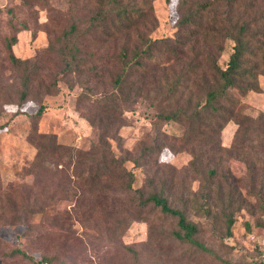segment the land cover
<instances>
[{"label":"trees","instance_id":"obj_1","mask_svg":"<svg viewBox=\"0 0 264 264\" xmlns=\"http://www.w3.org/2000/svg\"><path fill=\"white\" fill-rule=\"evenodd\" d=\"M178 2L182 16L174 39L152 38L142 32L129 44L131 32L146 25L149 14L157 25L152 4L140 7L130 4V0H101L83 30L82 24L73 18L69 28L63 31L64 44L58 50L59 63L64 65L62 71L85 76L75 78L83 88L80 102L86 101L96 111L94 117H87L96 131L87 150L58 142L54 134L39 132L38 121L46 109L42 102L32 113L22 109L32 91H36L41 101L43 95L58 89L59 78L47 79L42 74V58L16 56L12 49L16 37L6 39V60L19 80V86L14 87L15 114L27 115L33 121L31 141L36 147L27 169L32 182L23 187L26 195L21 189H14L13 195L5 198L2 208V212L14 215L15 223L51 212L61 223L71 216L67 211H58L57 204L73 200L75 210H81V222L94 220L97 213H102L104 221L113 223L114 228L109 231L115 236L131 221L143 219L147 210H157L175 220L178 227L175 237L193 246L196 252L221 264H239L221 257L198 239L200 225L186 210H195L210 219L222 237L232 236L233 225L243 209L253 215L260 212L257 225L264 227V111L255 116L246 113L242 101L248 92L259 89L258 79L264 74V26L257 29L264 25V14L260 18L246 16V10L241 14L239 0ZM89 35L92 36L88 38ZM82 37L88 38L98 49L110 45L111 52L91 60L89 57L96 53H84L82 45L87 43L79 41ZM227 39L233 41L232 52L226 66L222 67L219 59ZM82 53L89 55L83 58ZM85 62L90 66L85 68ZM100 63L106 67L113 63L115 68L110 89L102 86L104 71L109 69L100 68ZM170 71L176 73L174 81H169ZM149 84L162 90L161 97L183 101L173 110L158 113L166 122L185 123L182 143L173 148L190 149L192 159L186 169L201 175L198 190L188 197L181 196V207L173 206L170 201V178L162 166L152 170V166L142 167L143 160L146 165L153 160L159 164L163 145L143 148L140 155L133 158L130 151L124 149L119 134L125 124L126 109L149 94ZM187 94L190 97H186ZM196 96L199 98L195 102ZM5 98L12 103L10 94ZM230 121L237 124V129L232 144L226 147L220 134ZM6 125L0 124V128ZM196 145L201 147L196 148ZM229 155L245 163L244 177H237L225 168ZM128 162H133V167H129ZM139 175L143 181L141 186L136 185ZM245 226L250 229L248 222ZM125 250L138 259L131 247L126 246ZM9 254L33 259L20 248ZM53 260L44 254L38 264Z\"/></svg>","mask_w":264,"mask_h":264},{"label":"rangeland","instance_id":"obj_2","mask_svg":"<svg viewBox=\"0 0 264 264\" xmlns=\"http://www.w3.org/2000/svg\"><path fill=\"white\" fill-rule=\"evenodd\" d=\"M99 1L101 0H0V124L7 123L0 128V264H38L44 254L54 260L52 263L42 261L41 264H221L177 239L174 235L178 230L175 220L163 216L157 210H147L143 219L131 221L125 230L121 228L115 236L109 231V228H114L113 223L104 221L102 213H97L94 220L81 222V210H75L77 206L73 200H63L57 204L58 211H67L71 216L61 223L52 216L53 212L46 216L37 214L29 220L16 223L11 212H2L3 205L6 204L5 198L14 189H21V193L26 195L23 187L32 182L27 169L36 154L35 144L31 141L33 121L27 115L15 114L17 105L14 104V87L19 86V80L6 60V39L16 37L12 46L16 56L23 59L42 58V74L47 79L59 78L58 89L52 94L43 95L41 101L36 97V91H32L22 109L32 113L42 102L46 109L38 121L39 132L54 134L58 142L87 150L96 133L87 117H94L96 111L86 101L80 102L83 88L75 78L83 79L85 76L63 73L64 65L59 63L58 50L64 44L63 31L69 28L73 18L82 24L80 27L83 30ZM132 3L140 7L152 4L157 25L152 22V15L149 14L146 25H142L139 31L131 32L129 44H133V40L142 32L152 38L174 39L178 35L182 16L178 0H130V4ZM238 7L241 14L246 10V16L260 18L264 14V0H239ZM263 26L261 24L257 29ZM90 36L92 35L88 38ZM88 38L82 37L79 41L87 43L82 45L84 53H96V56L89 57L91 60H96L100 54L111 52L110 45L105 49H98L88 42ZM232 45L233 41H225L224 51L219 59L222 67L227 64ZM84 53L81 54L82 57L87 58L89 54ZM173 63L177 65L176 61ZM111 64L113 63L106 67L107 65L100 63V68L110 70L104 71L102 86L106 89L111 88L112 72L115 70ZM84 66L87 68L90 63L85 62ZM175 77L176 73L170 71L169 81H174ZM258 82L259 89L248 92L242 100L245 102L244 111L254 116L264 111V74L259 76ZM149 88L147 96L126 109L125 124L120 128L119 134L122 136L124 149L129 150L133 158L139 156L143 148L163 145L159 164L153 160L146 165L143 160L142 167L152 166V170L156 166H162L161 169L170 178V201L173 206L181 207V196L186 194L188 197V194L198 190L201 175L186 169L192 159L190 149L186 146L173 148L182 143L185 123L177 120L166 122L158 113L173 110L183 101L176 100V97H161L162 90L152 84H149ZM7 94L13 97L12 103L6 100ZM186 97H190L189 94ZM198 98L194 97V101ZM236 129L237 124L230 121L222 130L220 138L224 146L230 147ZM199 147L201 146L196 145V148ZM224 164L237 177H244L247 173L245 163L237 157L229 155ZM127 165L133 167V162H128ZM142 184L139 175L136 185ZM186 212L200 225L198 239L221 257L239 264H264V227L257 225V220L262 215L260 212L253 215L250 210L243 209L233 225L232 236L227 237L219 234L218 227L210 219L195 210ZM246 222L250 224V229L245 226ZM126 246L135 251L138 259L134 257V253L126 254ZM15 248L25 250L33 259L10 255Z\"/></svg>","mask_w":264,"mask_h":264}]
</instances>
